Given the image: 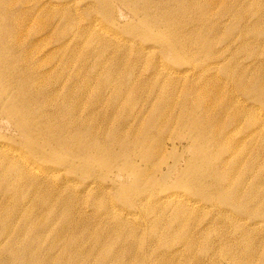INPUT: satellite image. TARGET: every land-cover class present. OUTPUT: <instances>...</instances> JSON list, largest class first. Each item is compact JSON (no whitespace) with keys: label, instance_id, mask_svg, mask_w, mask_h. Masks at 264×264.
Listing matches in <instances>:
<instances>
[{"label":"rangeland","instance_id":"rangeland-1","mask_svg":"<svg viewBox=\"0 0 264 264\" xmlns=\"http://www.w3.org/2000/svg\"><path fill=\"white\" fill-rule=\"evenodd\" d=\"M123 1L0 0V264H264V0Z\"/></svg>","mask_w":264,"mask_h":264},{"label":"bare ground","instance_id":"bare-ground-1","mask_svg":"<svg viewBox=\"0 0 264 264\" xmlns=\"http://www.w3.org/2000/svg\"><path fill=\"white\" fill-rule=\"evenodd\" d=\"M146 1H149V0H146ZM105 2H107V6L108 7H110V9H111V7L112 6H114V4H118L119 6L118 7H121L122 9H125L126 8V10L128 11V12H130V13H132V14H134L137 18H139V15H138V12H137V10L131 5V3L130 2H128V1H123V0H110V1H107V0H98V3L102 6L101 8H103V7H105L103 4L105 3ZM100 9V8H99ZM109 9V11H112V10H110ZM145 12H146V10H145ZM122 14V12L120 11L119 12V14ZM120 14V15H121ZM146 15V14H145ZM132 16V15H131ZM145 18V16L143 15V17H142V19H144ZM90 23V22H89ZM93 25H94V23H93ZM195 30V29H194ZM191 31H193V29L191 30ZM188 39H189V37L188 38H186V39H183V41H179V42H181V43H184V44H187L189 41H188ZM6 59H8V58H6ZM9 60V59H8ZM22 60H24V59H19V61H22ZM11 61H12V59H11ZM23 62V61H22ZM25 62H27V60L25 59ZM4 59L2 58V55H0V80H3L4 79V77L6 76L5 74H6V72H8L9 70L7 69V67H8V65H4ZM32 63H34L33 61H32ZM43 64H45V63H41V64H39V65H36L35 63H34V65H31V63H29V66H25L24 68L25 69H23V71H22V73L24 74V75H27V77L28 76H31V75H35V80H33V81H31V82H29V81H26V82H24L25 80H22V81H20L19 80V83H18V86L20 87V89L25 93L26 92V90H30V89H33V90H38V89H40V88H42V83H43V81H42V78L44 77V76H46V75H49L50 74V71L46 68V69H42L41 68V65H43ZM26 65H27V63H26ZM26 72H28V73H26ZM10 78V77H9ZM78 78V77H77ZM40 79V80H39ZM74 79H75V77H74ZM10 81H15V78L14 79H9ZM76 80V79H75ZM11 83V82H10ZM13 83V82H12ZM20 84H21V86H20ZM53 84H54V82H53ZM44 88H46L45 86H44ZM57 88V87H56ZM58 89V88H57ZM57 89H55V90H57ZM47 90V89H46ZM54 90V91H55ZM53 91V92H54ZM59 91V90H58ZM256 98L258 99V97L256 96ZM260 99H262V100H264V95H260V97H259ZM256 99V100H257ZM47 102V101H46ZM50 104V103H49ZM53 104V103H52ZM51 105V104H50ZM164 117V116H163ZM193 125L194 126H196L195 125V122H193ZM227 193V192H226Z\"/></svg>","mask_w":264,"mask_h":264}]
</instances>
